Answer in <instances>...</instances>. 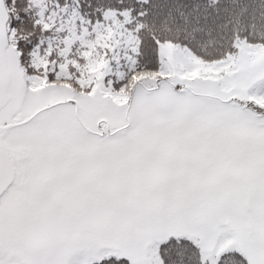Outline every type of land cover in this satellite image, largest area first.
Returning a JSON list of instances; mask_svg holds the SVG:
<instances>
[{
  "label": "snow or ice",
  "instance_id": "snow-or-ice-1",
  "mask_svg": "<svg viewBox=\"0 0 264 264\" xmlns=\"http://www.w3.org/2000/svg\"><path fill=\"white\" fill-rule=\"evenodd\" d=\"M0 264H264V0H0Z\"/></svg>",
  "mask_w": 264,
  "mask_h": 264
}]
</instances>
